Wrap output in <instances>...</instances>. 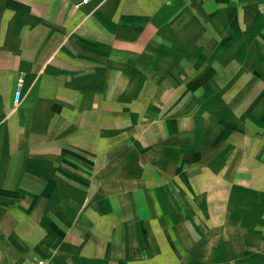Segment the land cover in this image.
Listing matches in <instances>:
<instances>
[{"label": "crops", "instance_id": "obj_1", "mask_svg": "<svg viewBox=\"0 0 264 264\" xmlns=\"http://www.w3.org/2000/svg\"><path fill=\"white\" fill-rule=\"evenodd\" d=\"M81 1L0 0V264H264V0Z\"/></svg>", "mask_w": 264, "mask_h": 264}, {"label": "built area", "instance_id": "obj_2", "mask_svg": "<svg viewBox=\"0 0 264 264\" xmlns=\"http://www.w3.org/2000/svg\"><path fill=\"white\" fill-rule=\"evenodd\" d=\"M87 0H82L81 2H86ZM261 9L264 10V4L261 5ZM23 75L20 76L16 80L15 91H14V106H17L22 98V88H23ZM31 264H48L47 260L44 258H36Z\"/></svg>", "mask_w": 264, "mask_h": 264}]
</instances>
